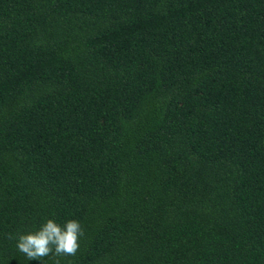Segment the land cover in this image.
I'll use <instances>...</instances> for the list:
<instances>
[{
	"label": "trees",
	"instance_id": "obj_1",
	"mask_svg": "<svg viewBox=\"0 0 264 264\" xmlns=\"http://www.w3.org/2000/svg\"><path fill=\"white\" fill-rule=\"evenodd\" d=\"M57 260L264 264V0H0V264Z\"/></svg>",
	"mask_w": 264,
	"mask_h": 264
},
{
	"label": "clouds",
	"instance_id": "obj_2",
	"mask_svg": "<svg viewBox=\"0 0 264 264\" xmlns=\"http://www.w3.org/2000/svg\"><path fill=\"white\" fill-rule=\"evenodd\" d=\"M84 230L77 220H69L63 226L53 219H48L36 232L9 235L16 239L17 249L28 260H42L50 255L55 257L75 256L79 250V240ZM59 264V260L56 261Z\"/></svg>",
	"mask_w": 264,
	"mask_h": 264
}]
</instances>
